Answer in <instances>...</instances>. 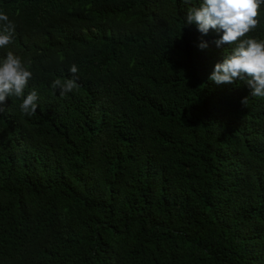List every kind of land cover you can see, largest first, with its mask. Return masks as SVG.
<instances>
[{
  "label": "trees",
  "instance_id": "16d2710c",
  "mask_svg": "<svg viewBox=\"0 0 264 264\" xmlns=\"http://www.w3.org/2000/svg\"><path fill=\"white\" fill-rule=\"evenodd\" d=\"M200 3L0 0L33 73L0 102V264H264V97L209 80L235 45Z\"/></svg>",
  "mask_w": 264,
  "mask_h": 264
},
{
  "label": "clouds",
  "instance_id": "9594fccd",
  "mask_svg": "<svg viewBox=\"0 0 264 264\" xmlns=\"http://www.w3.org/2000/svg\"><path fill=\"white\" fill-rule=\"evenodd\" d=\"M189 4L191 0H183ZM264 0H202L199 6L189 7L185 16V25L196 24L198 31L207 34L210 29L222 31L220 39L216 40L217 47L221 45H235L226 55L222 63L215 65L209 76L210 81L218 85L232 84L237 80L245 81L251 89L252 97H264V41L254 38H245L258 24L260 6ZM15 25L9 16L0 12V48L12 43ZM201 44L200 47H206ZM31 60L27 64L21 58L9 51L3 60H0V102L6 97H24V90L33 73L29 70ZM69 71L75 75L78 67L73 64ZM54 90L65 97L76 88L74 79L52 83ZM38 95L31 91L20 104L23 115L32 117L37 114ZM248 97L241 103L247 106ZM3 111V107H0Z\"/></svg>",
  "mask_w": 264,
  "mask_h": 264
}]
</instances>
